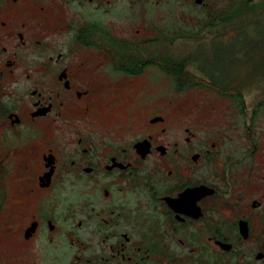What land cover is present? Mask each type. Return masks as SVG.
<instances>
[{
	"label": "flooded vegetation",
	"instance_id": "flooded-vegetation-1",
	"mask_svg": "<svg viewBox=\"0 0 264 264\" xmlns=\"http://www.w3.org/2000/svg\"><path fill=\"white\" fill-rule=\"evenodd\" d=\"M182 3L0 0V251L264 264V97L178 80Z\"/></svg>",
	"mask_w": 264,
	"mask_h": 264
},
{
	"label": "rangeland",
	"instance_id": "rangeland-1",
	"mask_svg": "<svg viewBox=\"0 0 264 264\" xmlns=\"http://www.w3.org/2000/svg\"><path fill=\"white\" fill-rule=\"evenodd\" d=\"M205 1L209 4V14L222 11L229 18L215 26L203 27L209 21L205 9L196 5L180 4L181 9L186 8L193 14L191 19L181 22L180 31L189 34L199 32V35L179 41L174 48L176 58L184 65L185 71L195 83H208L212 75L218 78V82H228L242 88L244 97L248 100L263 98L264 0H254L242 10H237L236 3L244 0ZM222 78L225 80L220 81ZM182 96L200 99L224 98L204 87L187 88ZM30 263L28 253L24 255L18 252L13 256L10 252L0 251V264Z\"/></svg>",
	"mask_w": 264,
	"mask_h": 264
},
{
	"label": "trees",
	"instance_id": "trees-1",
	"mask_svg": "<svg viewBox=\"0 0 264 264\" xmlns=\"http://www.w3.org/2000/svg\"><path fill=\"white\" fill-rule=\"evenodd\" d=\"M254 0H244L243 2H237L236 3V7H237V10H242L244 7L247 8L248 5H250L251 3H253ZM235 2V1H234ZM226 18H229V16H225L224 13L222 11H219L218 13L212 15V14H209V21L206 22V24L203 25V27L205 26H215L217 25L218 23L224 21V19ZM181 35H185V36H188V37H192L193 35H199V32H195L194 34H189L188 32H181ZM177 76H178V80H180V82H193L190 78V76L188 75V72L185 71V67L184 65L180 62V68L177 69ZM211 77V78H210ZM209 77L210 81L212 83H215L216 86H220L223 85V84H229L228 82H218V78H214L212 75ZM225 80L224 78H222L220 81H223ZM219 92H221L222 94H227L229 97H232V98H241V95L238 91H231L229 90V88L225 89L223 88V90H220Z\"/></svg>",
	"mask_w": 264,
	"mask_h": 264
},
{
	"label": "water",
	"instance_id": "water-1",
	"mask_svg": "<svg viewBox=\"0 0 264 264\" xmlns=\"http://www.w3.org/2000/svg\"><path fill=\"white\" fill-rule=\"evenodd\" d=\"M196 2H197V3H201V2H202V0H196Z\"/></svg>",
	"mask_w": 264,
	"mask_h": 264
}]
</instances>
